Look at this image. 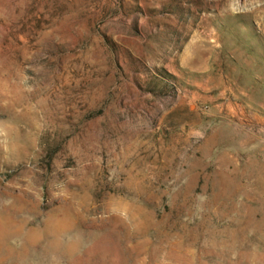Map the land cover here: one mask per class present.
Segmentation results:
<instances>
[{"label":"rangeland","instance_id":"obj_1","mask_svg":"<svg viewBox=\"0 0 264 264\" xmlns=\"http://www.w3.org/2000/svg\"><path fill=\"white\" fill-rule=\"evenodd\" d=\"M0 264H264V0H0Z\"/></svg>","mask_w":264,"mask_h":264},{"label":"crops","instance_id":"obj_2","mask_svg":"<svg viewBox=\"0 0 264 264\" xmlns=\"http://www.w3.org/2000/svg\"><path fill=\"white\" fill-rule=\"evenodd\" d=\"M218 88H225V89H226V88H230V87H228V86H226V85H222V86H219ZM225 89H224V90H225ZM219 92L221 93V92H223V91H219ZM220 107H222V106H220ZM225 108L231 110V109H232L231 103H226V104H225Z\"/></svg>","mask_w":264,"mask_h":264}]
</instances>
